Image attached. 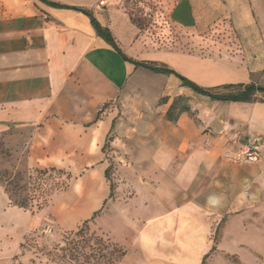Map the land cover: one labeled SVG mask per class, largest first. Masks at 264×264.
<instances>
[{
    "label": "crops",
    "instance_id": "crops-1",
    "mask_svg": "<svg viewBox=\"0 0 264 264\" xmlns=\"http://www.w3.org/2000/svg\"><path fill=\"white\" fill-rule=\"evenodd\" d=\"M47 1L73 8L0 0V138L24 148L27 169L63 170L71 181L37 211L14 204L0 183V254L3 232H15L18 216L38 218L34 228L49 219L62 231L95 214L98 222L111 196L109 143L125 177V184L112 179V193L120 184L136 188L127 205L144 264H205L223 240L221 220L249 211L243 186L255 196V184L264 185V100H211L174 74L132 61L166 66L201 87L264 86V34L255 12L261 0H154L147 21L145 1L143 12L132 0ZM178 97L187 109L169 119ZM210 102L218 108L212 122ZM210 123L215 133L204 131ZM234 137L257 140L263 159L227 162L223 151L236 148Z\"/></svg>",
    "mask_w": 264,
    "mask_h": 264
},
{
    "label": "rangeland",
    "instance_id": "rangeland-1",
    "mask_svg": "<svg viewBox=\"0 0 264 264\" xmlns=\"http://www.w3.org/2000/svg\"><path fill=\"white\" fill-rule=\"evenodd\" d=\"M132 1L133 6L142 12L145 9L139 2H147L146 13L149 16H145V20H151L156 5L154 0ZM255 12L264 34V0L259 2ZM137 14L136 18L140 20L142 17ZM217 91L226 92L229 89L218 88ZM263 98L262 94L255 95L256 100ZM174 102V114L177 115L185 106V100ZM209 109L212 122L218 108L210 102ZM204 131L216 132L211 123ZM10 145L9 139L0 138V183L11 201L18 206L31 207L34 211L51 204L53 196L69 185L71 174L51 168L29 170L24 148ZM109 145L107 143L104 149L111 161L106 177L111 184L115 176L125 184L122 160L117 158V153L110 155ZM255 185V196L250 194L248 186H243L241 190L243 197L249 201V211H229L221 220L223 240L218 248L212 247L207 251L203 258L205 264H264V185ZM112 187L115 188V183ZM119 187V193H112L97 212L102 216L98 222L95 214L74 231L59 230L49 219L34 228L38 218L18 216L15 232H8L7 236L3 232L0 264H144L136 247V218L129 216L130 207L127 205L136 188L133 187L132 192L127 185L120 184ZM46 224L53 228L51 235L42 232ZM218 234L213 235L214 241Z\"/></svg>",
    "mask_w": 264,
    "mask_h": 264
},
{
    "label": "trees",
    "instance_id": "trees-1",
    "mask_svg": "<svg viewBox=\"0 0 264 264\" xmlns=\"http://www.w3.org/2000/svg\"><path fill=\"white\" fill-rule=\"evenodd\" d=\"M46 3H49L51 5H54L56 7H63V8H73L65 5H58L54 3H50L47 0H42ZM88 17L90 18L91 25L95 29L96 33L102 37L105 41H107L109 44H111L113 47L116 48V44L111 37L110 33L108 32L107 29H103L99 23L95 20V18L85 10H82ZM125 59H127L125 56H123ZM132 61V60H131ZM135 65L137 66H142L150 71L156 72V73H164V74H174L177 76L180 80L183 86H186L193 90L195 93L203 95L208 97L211 100H217V101H243V102H254L256 101L255 95L257 93H262L264 96V86L257 85L253 82L249 83H235V84H224V85H219V86H214V87H201L194 83L193 81L179 75L176 73L174 70L167 68L166 66H157L149 62H138V61H132ZM222 88V89H229V91L226 92H218L217 89ZM176 101H181V97H178L175 99ZM261 100H264L261 99ZM174 107H175V102L173 101L172 104L169 106L167 109L166 115L167 118L169 119H174L179 115L181 112L185 111L187 108L186 106L181 107L179 113L176 115L174 114ZM106 174V172H105ZM111 189V194H112V184L110 185ZM110 194V195H111ZM87 220H85L82 224L86 223ZM79 228V227H78ZM77 228V229H78ZM76 229V230H77Z\"/></svg>",
    "mask_w": 264,
    "mask_h": 264
},
{
    "label": "built area",
    "instance_id": "built-area-1",
    "mask_svg": "<svg viewBox=\"0 0 264 264\" xmlns=\"http://www.w3.org/2000/svg\"><path fill=\"white\" fill-rule=\"evenodd\" d=\"M118 0H99V6H106L117 3ZM209 143V137L205 138V144ZM231 143L236 146L235 149H225L223 151V157L226 161L236 164L256 163L263 159V154L260 149V144L257 140L248 142H242L239 138L234 137L231 139ZM247 195L248 192L246 191ZM42 232L45 235H51L53 228L50 224L43 226Z\"/></svg>",
    "mask_w": 264,
    "mask_h": 264
}]
</instances>
